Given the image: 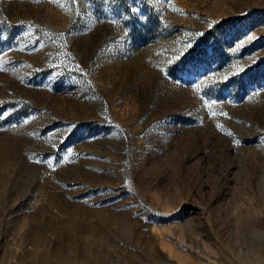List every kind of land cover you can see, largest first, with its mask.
<instances>
[{"label": "rangeland", "instance_id": "374dc122", "mask_svg": "<svg viewBox=\"0 0 264 264\" xmlns=\"http://www.w3.org/2000/svg\"><path fill=\"white\" fill-rule=\"evenodd\" d=\"M0 264H264V0H0Z\"/></svg>", "mask_w": 264, "mask_h": 264}]
</instances>
